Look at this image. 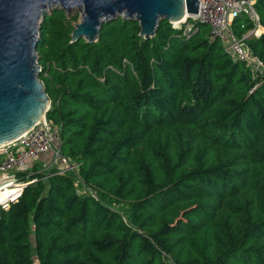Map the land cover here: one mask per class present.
Segmentation results:
<instances>
[{
    "label": "trees",
    "instance_id": "16d2710c",
    "mask_svg": "<svg viewBox=\"0 0 264 264\" xmlns=\"http://www.w3.org/2000/svg\"><path fill=\"white\" fill-rule=\"evenodd\" d=\"M77 21L44 13L38 43L47 118L77 171L21 174L35 181L0 208V264H264V77L207 24L188 38L163 19L146 39L119 16L90 42L73 41ZM246 43L264 63V32Z\"/></svg>",
    "mask_w": 264,
    "mask_h": 264
},
{
    "label": "water",
    "instance_id": "95a60500",
    "mask_svg": "<svg viewBox=\"0 0 264 264\" xmlns=\"http://www.w3.org/2000/svg\"><path fill=\"white\" fill-rule=\"evenodd\" d=\"M82 8L73 41H96L104 22L123 16L139 22L146 39L160 21H185L198 13L199 0H0V147L47 116L51 98L40 78V24L48 6ZM184 19V20H182Z\"/></svg>",
    "mask_w": 264,
    "mask_h": 264
},
{
    "label": "built area",
    "instance_id": "2783aa9c",
    "mask_svg": "<svg viewBox=\"0 0 264 264\" xmlns=\"http://www.w3.org/2000/svg\"><path fill=\"white\" fill-rule=\"evenodd\" d=\"M199 1L198 13L173 24L181 28L188 38L199 31V23L209 25L210 41L222 40L226 52L234 61L243 62L253 75L259 74L264 69V63L246 43L249 36L264 32L256 9L257 0ZM242 15L248 17L253 26L240 37L234 32L233 24ZM59 131V126L46 116L17 139L0 147V208L8 209L11 203L19 200L25 187L35 181L26 180L21 174H25L41 155L53 153L50 165L67 160L60 151ZM8 190L11 193L2 197Z\"/></svg>",
    "mask_w": 264,
    "mask_h": 264
},
{
    "label": "rangeland",
    "instance_id": "374dc122",
    "mask_svg": "<svg viewBox=\"0 0 264 264\" xmlns=\"http://www.w3.org/2000/svg\"><path fill=\"white\" fill-rule=\"evenodd\" d=\"M60 6L58 5H53V6H48L46 7L45 9V13H50L53 11V9L55 8H58ZM69 14V16H77V23H79L81 20H82V8H79V7H75L73 8L71 11L67 12ZM76 23V24H77ZM176 25H179V24H176ZM186 29H188V27H186ZM260 73L257 74V75H254L255 77H259V78H262L264 77V69L262 71H259ZM259 78H257L259 80ZM263 81H264V78H263ZM53 153H47V154H44V155H41L40 158L37 160L39 163H40V166H42V173H46L49 171V167L51 166V162H52V159H53ZM50 165V166H49ZM54 165L58 166V167H61L62 169H64V171L66 169H72V170H75L77 171V165L75 164H72L71 161L69 159H67L65 162H61L60 163H55ZM33 167V165L30 166L29 170ZM78 184H81L80 181H78ZM80 190L82 192H93V194H95V192L93 190L90 189V187H86L84 185H80L79 186ZM5 194L1 195L2 197L4 196ZM7 196V195H6Z\"/></svg>",
    "mask_w": 264,
    "mask_h": 264
},
{
    "label": "bare ground",
    "instance_id": "6f19581e",
    "mask_svg": "<svg viewBox=\"0 0 264 264\" xmlns=\"http://www.w3.org/2000/svg\"><path fill=\"white\" fill-rule=\"evenodd\" d=\"M182 20H184V19H182ZM180 21H177L176 23H179ZM9 193H11V191H6V193H5V195L4 196H6V195H8ZM3 195V194H2Z\"/></svg>",
    "mask_w": 264,
    "mask_h": 264
}]
</instances>
